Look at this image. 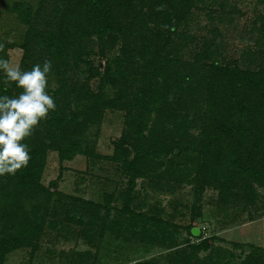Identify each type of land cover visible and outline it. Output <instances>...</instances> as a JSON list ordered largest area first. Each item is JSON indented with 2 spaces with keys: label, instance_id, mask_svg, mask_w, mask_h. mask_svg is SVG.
<instances>
[{
  "label": "trees",
  "instance_id": "obj_1",
  "mask_svg": "<svg viewBox=\"0 0 264 264\" xmlns=\"http://www.w3.org/2000/svg\"><path fill=\"white\" fill-rule=\"evenodd\" d=\"M199 3L209 17L216 5L220 12L225 9L222 0L11 1L10 10L24 29L19 39L0 37V264L22 247L32 258L45 228L62 230L71 225V214H79L71 218L79 223L90 215L78 232L89 244L91 232L115 226L130 225L134 240L163 234L164 219L151 216L144 225L136 216L139 178L186 180L199 194L214 184L222 201L264 181V17L257 28L263 35L257 57L249 61L245 56L243 67L222 63L212 42L189 63L174 38L185 44L180 27ZM95 45L97 63L91 57ZM14 46L23 52L11 74L5 63L7 49ZM94 78L96 87L90 83ZM109 88L116 90L114 96ZM176 92L185 99L169 98ZM157 102L160 112L153 106ZM111 107L126 110V119L113 154L104 156L85 131ZM49 150L59 161L84 155L122 165L127 185L113 219L103 207L106 216L99 223L86 203L78 204L80 198L58 191L60 173L43 184ZM198 228L200 241L194 246L205 250L208 242ZM72 254L71 264H88V251Z\"/></svg>",
  "mask_w": 264,
  "mask_h": 264
},
{
  "label": "rangeland",
  "instance_id": "obj_2",
  "mask_svg": "<svg viewBox=\"0 0 264 264\" xmlns=\"http://www.w3.org/2000/svg\"><path fill=\"white\" fill-rule=\"evenodd\" d=\"M11 1L0 0V37L16 40L24 27L15 20L10 10ZM32 1L36 3V0ZM222 3L225 9L220 12L216 5L212 17L205 14L202 10L205 7H200V3L192 8L186 23L180 27L187 35L185 44L181 39L174 38V44H182V58L185 61L191 63L193 54L205 48L209 42L219 46L218 57L225 64L243 67L245 56L249 61L257 57L258 46L262 43L261 28H257L262 23L260 15L264 17V0H222ZM93 48L91 57L97 63L100 59L98 48L96 45ZM22 52L19 46L7 49L6 72L16 73ZM105 60L106 57H102L101 63ZM97 81L94 78L90 83L96 87ZM108 92L114 96L116 90L109 88ZM181 97L185 99L178 92L169 95L173 99ZM153 106L155 112H160V102ZM155 112L151 114L152 119L156 116ZM125 114L126 110L107 108L100 123L85 131L88 139L94 140L96 152L104 156L113 154L124 129ZM121 168L122 165L114 160L87 158L84 155L59 161L56 152L49 150L42 182L47 185L60 173L57 190L80 198L78 204L86 203L85 206L94 212V219L100 223L106 216L103 207H109L108 216L113 219L117 215L114 208L122 206L119 193L126 188L127 177ZM168 183L171 182L139 178L134 187V211L139 221L149 225L146 224V218L158 215L167 222L159 227L163 234L147 236L149 240H134L130 225H123L122 229L115 226L106 228L102 234L91 232L93 241L89 244L78 232L89 222L90 215L85 213L83 222L79 223L72 220L73 217L78 218L79 214H71L68 222L71 225L62 230L45 228L40 248L32 258L30 249L22 247L10 252L2 264H71L70 255L73 251H88L90 254L85 260L88 264H134V259L144 262L154 258L160 264H240L245 261L255 264L253 258H258L264 264V181L254 183L251 192L247 188V191H242L228 201H222L214 184L205 186L199 194L194 184L186 180L180 184L171 183L172 189L167 188ZM200 215L202 220L198 221ZM165 226L167 229L164 231ZM198 226H201L202 238L206 237L208 242L205 250L195 249L194 245L200 238L189 232V227ZM71 231L74 235L69 233Z\"/></svg>",
  "mask_w": 264,
  "mask_h": 264
},
{
  "label": "crops",
  "instance_id": "obj_3",
  "mask_svg": "<svg viewBox=\"0 0 264 264\" xmlns=\"http://www.w3.org/2000/svg\"><path fill=\"white\" fill-rule=\"evenodd\" d=\"M152 259H153V257H152ZM161 262L159 261V260H156L155 258H154V260H147V261H144V262H139V261H136L135 259H134V264H160Z\"/></svg>",
  "mask_w": 264,
  "mask_h": 264
},
{
  "label": "water",
  "instance_id": "obj_4",
  "mask_svg": "<svg viewBox=\"0 0 264 264\" xmlns=\"http://www.w3.org/2000/svg\"><path fill=\"white\" fill-rule=\"evenodd\" d=\"M199 232H200V229H199L198 227H193V228L191 229V233H192L193 235H198Z\"/></svg>",
  "mask_w": 264,
  "mask_h": 264
}]
</instances>
